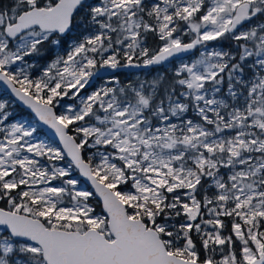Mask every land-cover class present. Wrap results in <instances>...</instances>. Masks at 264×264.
Returning <instances> with one entry per match:
<instances>
[{
	"label": "snow or ice",
	"instance_id": "6c2138e0",
	"mask_svg": "<svg viewBox=\"0 0 264 264\" xmlns=\"http://www.w3.org/2000/svg\"><path fill=\"white\" fill-rule=\"evenodd\" d=\"M0 83V264H264V0H0Z\"/></svg>",
	"mask_w": 264,
	"mask_h": 264
},
{
	"label": "water",
	"instance_id": "95a60500",
	"mask_svg": "<svg viewBox=\"0 0 264 264\" xmlns=\"http://www.w3.org/2000/svg\"><path fill=\"white\" fill-rule=\"evenodd\" d=\"M139 69H126L124 71H137ZM0 88L5 92L7 91L6 86H4L2 83H0ZM21 108L26 110V107L23 105L18 104ZM43 132L45 133L46 137L50 139L51 141H57L58 137H56L52 130H50L47 126H44L42 128Z\"/></svg>",
	"mask_w": 264,
	"mask_h": 264
},
{
	"label": "trees",
	"instance_id": "16d2710c",
	"mask_svg": "<svg viewBox=\"0 0 264 264\" xmlns=\"http://www.w3.org/2000/svg\"><path fill=\"white\" fill-rule=\"evenodd\" d=\"M125 74H126V72H124V75ZM0 92H4V91L0 88ZM13 111L15 112L17 117L23 116L27 119L30 115V113L27 110L21 108L18 104L14 106ZM41 134L43 136H46L45 133L43 132V130H42Z\"/></svg>",
	"mask_w": 264,
	"mask_h": 264
},
{
	"label": "rangeland",
	"instance_id": "374dc122",
	"mask_svg": "<svg viewBox=\"0 0 264 264\" xmlns=\"http://www.w3.org/2000/svg\"><path fill=\"white\" fill-rule=\"evenodd\" d=\"M134 73H139V72H134ZM134 73H129V75H125V76H123L122 79H123L124 77H126V76H130L131 74H134ZM41 138L46 139V140H49L46 136H43L42 134H41ZM49 142H51V140H49Z\"/></svg>",
	"mask_w": 264,
	"mask_h": 264
}]
</instances>
